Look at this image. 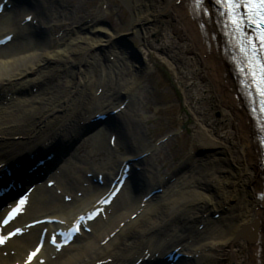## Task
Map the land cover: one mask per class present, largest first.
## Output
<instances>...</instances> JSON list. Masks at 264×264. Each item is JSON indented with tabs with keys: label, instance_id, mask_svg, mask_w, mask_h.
<instances>
[{
	"label": "bare ground",
	"instance_id": "bare-ground-1",
	"mask_svg": "<svg viewBox=\"0 0 264 264\" xmlns=\"http://www.w3.org/2000/svg\"><path fill=\"white\" fill-rule=\"evenodd\" d=\"M179 1L181 6L176 5ZM128 3L134 12L131 31L142 38L144 47L166 49L174 62L185 59V68L192 71L182 76L184 84L204 77L209 94L215 96L216 106L228 124L219 132L208 117L200 112L201 109L195 106L194 112L199 113L202 125L197 126L194 137L214 155H225L220 150L223 145L231 147L233 158L231 161L227 157L217 158L215 164H212L209 162L213 160L211 154L209 156L206 153L204 158L209 159L208 164L195 159L192 154H185L180 165L186 164L192 167V171L191 179L182 183L155 181V178L148 176L155 182L150 187L151 181L148 182L149 179L142 175L138 177L135 172L132 178L137 184L127 188V204L121 206L115 200L106 208L105 214L107 217L110 215L106 224L100 226L91 237L82 233L79 239L86 241L80 244L76 252L62 254L73 250V245H69L62 253L46 246L32 264H135L146 253L152 255L154 252L167 251L171 246L174 249L180 247L179 252L194 258L200 255L202 264H229L225 261L229 251L234 264H263L264 207L258 198L264 192L261 150L255 138V124L239 92L229 55L225 52L226 43L215 13L211 11L209 17H204L202 13L194 11L188 0H161L159 9H155L147 0H135V3L129 0ZM28 4L33 5L36 12L24 9ZM47 5L48 0H20L10 17L6 13L0 15L1 30L12 34L13 40L22 38L26 41L24 45L18 42L5 47L10 50L9 57L0 61V164L15 165L20 163L23 155L31 152L43 154L52 150L56 153L59 144L63 148L70 146V138L73 140L80 137L85 130L79 123L88 121V114L106 113L105 107L115 106L121 95H125L126 100L130 99L132 104L135 98L133 94L149 70L147 65L153 62L151 54L141 49L139 52L142 57H139L138 63H131L127 60L128 53L121 52L120 40L114 41V37L101 23L86 33L97 16L96 12L84 6L78 10L75 20L81 23L78 31L82 35L70 38L69 34L62 33L56 36V30H62L67 24H54L52 35L56 37L50 40L49 48L36 51L35 47L40 43L37 40H43L42 33H36L32 26L18 24L13 20H18L17 16L22 11V21L26 16H34L32 23L44 21V16L48 14ZM205 5L211 9V0H206ZM71 9L75 10L68 6L65 11ZM25 13L27 15L24 16ZM87 19L91 23L86 22ZM159 22L168 28L167 39L156 43L141 28ZM172 27L179 32L178 39L171 37ZM95 33H104L106 37H94ZM116 49L120 51L114 52L117 53V62L127 60V69L124 68L126 72L116 65L114 68H104L100 63L101 57L96 55ZM204 55H207L205 61L202 59ZM206 62H210L213 69H210L211 72L221 74L218 87L210 81L211 72L206 68ZM120 67L123 68L122 65ZM107 127L113 132L108 143L116 134L114 147L122 146L121 158L113 155L110 145L105 143L106 127L84 138L78 143L76 151L83 144L93 141L96 153H108L111 160L105 166L111 172L106 174L104 180L110 182L123 163L145 153L146 141L137 124L120 114ZM214 147L218 148L215 153L212 151ZM67 161L64 167L62 165L61 178L52 174L47 181L63 179L68 185L65 193L54 194V189H41V186H36L31 193V199L41 209L39 212L57 211L59 216L54 218L66 222L64 227L70 226L79 215L94 209L107 191V188L101 186L86 189L87 181L82 177L84 169ZM149 161L147 156L138 163L149 167ZM230 162L237 164L235 170L228 171L226 168L225 164ZM139 164L134 165V169L140 167ZM174 167L178 168L176 165ZM149 172L155 177L150 169ZM163 185L167 188L162 199L147 201L142 210L138 204L141 195L157 189L154 186L161 188ZM237 192L240 193L238 200ZM67 198L69 202H66ZM232 201L233 205L227 208ZM68 209H72L69 214ZM224 211L225 215L218 219L212 218L214 214ZM135 213L137 217L132 219ZM102 221L100 217L89 225L96 229L98 222ZM24 224L18 221L16 226L23 227ZM256 228L258 243L253 244L251 237L248 241L247 237ZM43 230L47 234L54 232L48 226L25 229L19 237L8 241L6 253L0 257V264H28L26 252L34 240L37 243ZM181 264H188V261L184 260Z\"/></svg>",
	"mask_w": 264,
	"mask_h": 264
},
{
	"label": "rangeland",
	"instance_id": "rangeland-1",
	"mask_svg": "<svg viewBox=\"0 0 264 264\" xmlns=\"http://www.w3.org/2000/svg\"><path fill=\"white\" fill-rule=\"evenodd\" d=\"M147 1L148 3H152L155 9H159L161 7V0ZM128 2L129 0H48V14L44 16L45 20L43 22L45 24L43 26L47 27L49 25L50 28L46 29L48 31V35L47 38H45L44 42H40L39 39L37 40L38 43H40L38 47H35V50L40 52V50L43 48H49L50 40H53L54 37L58 35L60 36L62 33H64L63 35L69 34L70 38H75L78 35H82V33H79L78 31L81 23L75 22L78 17V10H80L82 6L94 13L96 12L97 20H94V23H91L88 19L85 20L86 22L91 23L90 27L86 30V33H90L92 31V28L99 26L101 23L103 24V27L106 28L108 33L114 37V41L121 36H128L127 43L135 48V51L138 52L137 54L139 55V57H142L139 52L141 51V49L149 52L152 56L151 59L153 62L147 65V69H149L147 75H145L144 79L140 81L139 87L133 94V97L135 98L132 104H130L129 109L123 114V117H125L127 120H130L133 123L137 124L144 140L146 141L144 151L151 154V156L149 157L150 161L147 171L150 169V171L155 175V179L157 181L167 180L171 176L170 173L173 172L170 171V169L175 165L176 167H178L182 162L181 160L185 156V154H192L191 156L195 159H199L200 162L201 160L206 161L208 164L209 162L215 164V160H217V158L219 160V158L221 157H227L231 161V158H233L231 147L229 148L225 145L221 147L219 146L220 150L225 152V155H214L212 152H208L207 148L202 147L205 145L204 143L198 141L194 137L195 132L198 130L197 126L202 125L199 113L194 112L195 106L201 109L200 112L208 117V120L213 123L214 127L219 129V132H222L223 128L228 124L226 122V119L224 118L225 116L222 115L220 109H218L216 106L215 96L209 94V88L207 83L205 82L206 80L204 79V77H200L188 82L187 84H184L182 76H186L187 72L191 73L192 71V69L185 68V59L174 62L170 57L171 55L169 54V51H167L166 49H160L159 47H144L142 38L131 31L134 12L132 11L131 6H129ZM131 2L135 3V0H131ZM176 5L181 6V1ZM68 6H71V8L73 7L75 10L71 9L70 11H65ZM74 6H76V8L78 9H76ZM20 13L24 12L21 11ZM20 13L17 16L18 23L22 22L23 20V18H21L22 16L20 17ZM25 15H27V13H25L24 16ZM54 24H67V26H65L62 30H56L57 35L54 36L52 35ZM93 24L97 25L94 26ZM167 30L168 28L165 27L164 24H160V22L158 24H153L150 26L148 25L145 28H141V31H147L149 33L148 36L150 37V40H153L156 43L160 42V40L163 41L167 39ZM170 30L172 34L171 37L178 39L179 32L176 31L174 27H172ZM73 31L74 33H71ZM6 33L7 32L2 31L0 28L1 36L7 35ZM96 36L106 37V34L95 33L94 37ZM19 42H22L23 45L26 44L25 41ZM15 43H18V41ZM9 51L10 50L5 49L0 53V61L8 59ZM115 51L117 53L120 52L116 49L114 51H107L106 53H97L96 55L98 57H101L100 63L104 68H108V66H110L111 68L113 66L114 68V65H116L118 66V69L126 72L124 68L127 69V60L129 58H127V60L122 59L121 61L119 60L117 62V53L115 54ZM121 52H123V50H121ZM206 56L207 55H204V58H202L204 59V61L206 59ZM105 60H108L109 62L105 64ZM134 62L135 61H131V63ZM209 63L210 62H206V68L210 71V69H213L211 68ZM120 65H122L123 68L120 67ZM116 69L117 68L115 67V70ZM209 77L210 81L215 86L219 85L218 78L221 77V74H219L218 72H211L209 74ZM29 90L30 89H28L27 91ZM33 91L35 92L36 89L34 88ZM23 93H25V91ZM17 96L19 97V95ZM110 133L111 132L109 131L108 133H106L105 143L107 146ZM214 148L215 149H212V151L215 153L218 148ZM153 151L154 154H152ZM112 152L113 155L121 158L123 154L122 146L120 145V147L118 148H112ZM118 152L121 155H119ZM200 153L203 154L199 155ZM206 153L209 156L211 154L213 160L204 158V155ZM67 160V163L77 168H82V170L84 169L82 177H85L86 174L89 173L88 171L96 173L111 172L109 170H106L105 166V164L111 160L108 153H96L95 144L93 141H89V143L83 144L79 148V150H77L74 155H72V157H69ZM225 165L228 171H230V169L235 170L237 164L234 162H230ZM183 167L186 169L189 168V166H187L186 164H183ZM191 168L192 167H190L189 171L184 170L186 173L182 176H179L178 178H175V181H179L182 183L185 180H190L192 171ZM61 169L62 168H60L57 173L61 172ZM147 171H144L145 174H148ZM223 173L225 175H229L228 172ZM53 175L56 176L55 173ZM46 181L42 184V187H45ZM61 181L62 183L58 182L59 185L57 186L59 187V190L57 187V192L66 190V183L63 181V179ZM85 184L87 185L88 183ZM230 187L228 188L226 186L227 189H231ZM163 192H165V189ZM164 194L162 193L161 196L157 198V201L160 200V198L162 199ZM143 197L144 195L140 197L138 204H141ZM239 197L240 193L238 194L237 192L236 200H238ZM127 202L128 196L123 192L120 195L119 204H121V206H125ZM233 203L234 201H232L231 205L229 204L227 208L232 206ZM39 210L40 209L36 208L32 209L30 211V214H35ZM69 211L72 212V209H68V212ZM53 212H44L45 214L40 215L53 216V214H58L55 213V211ZM225 213L226 211L214 214L212 218L218 219L220 216L225 215ZM135 216L136 215L133 214L132 218H134ZM108 219L109 217L104 219V222L99 223V225H97L96 229L93 230V233H91L89 237L93 236L100 228V226L106 224ZM84 241H86V239H79V241L73 245V250L69 252H63V255L70 252H76L80 244ZM31 247L29 248L31 249ZM226 258V262H229V264H234L233 257L230 251L228 252V256H226Z\"/></svg>",
	"mask_w": 264,
	"mask_h": 264
},
{
	"label": "snow or ice",
	"instance_id": "snow-or-ice-1",
	"mask_svg": "<svg viewBox=\"0 0 264 264\" xmlns=\"http://www.w3.org/2000/svg\"><path fill=\"white\" fill-rule=\"evenodd\" d=\"M197 3H200V0H197ZM217 3H223L225 8L228 10L230 22L236 31L242 32L241 22L242 18L239 15V10L243 7L247 9L248 12V21L255 25L257 31L259 32V40L261 46L264 47V0H246V3L241 4L240 0H217ZM248 45L251 47V52H248V49L241 45V50L245 52L246 55H250L253 58L256 54V45L253 41L249 40ZM260 83L264 84V65L260 66ZM261 95H264V91L261 92ZM21 204L24 201L20 202ZM4 242V237L0 235V243ZM37 253H33L32 256L35 257Z\"/></svg>",
	"mask_w": 264,
	"mask_h": 264
},
{
	"label": "water",
	"instance_id": "water-1",
	"mask_svg": "<svg viewBox=\"0 0 264 264\" xmlns=\"http://www.w3.org/2000/svg\"><path fill=\"white\" fill-rule=\"evenodd\" d=\"M101 125V122H99V123H97V124H95V125H89V129H88V131H85V130H87V128L88 127H84L85 128V130L80 134V137H78V140L77 141H79L82 137H84V136H86V135H88V134H90V133H92L95 129H97L99 126ZM76 142V141H75ZM39 155H41V154H39ZM44 155V154H43Z\"/></svg>",
	"mask_w": 264,
	"mask_h": 264
}]
</instances>
